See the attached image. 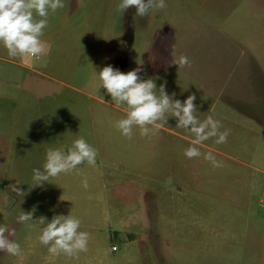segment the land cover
<instances>
[{"label":"rangeland","instance_id":"374dc122","mask_svg":"<svg viewBox=\"0 0 264 264\" xmlns=\"http://www.w3.org/2000/svg\"><path fill=\"white\" fill-rule=\"evenodd\" d=\"M118 2L63 0L49 14L38 59L9 57L0 46V224L21 245L20 256L0 252V264H264L259 128L243 142L209 138L196 145L201 156L189 159L183 150L192 134L187 139L174 118L151 138L137 129L131 139L121 136L114 121L126 109L96 91L94 75L107 64L122 72L139 66L143 78L164 83L175 98L193 94L197 115L213 97L239 112L264 109V0H165L143 17L134 6L118 10ZM180 55L190 65H175ZM214 106L213 118L222 104ZM220 122L229 136L235 132ZM75 134L96 149L95 165L82 163L31 188V169L45 151ZM15 182L20 196L9 188ZM19 210L33 219L71 211L89 233L87 251L49 256L36 239L39 226L17 223Z\"/></svg>","mask_w":264,"mask_h":264},{"label":"clouds","instance_id":"9594fccd","mask_svg":"<svg viewBox=\"0 0 264 264\" xmlns=\"http://www.w3.org/2000/svg\"><path fill=\"white\" fill-rule=\"evenodd\" d=\"M130 6L135 7L136 16L143 17L150 9H162L166 4L165 0H119L116 5L122 12ZM63 7V0H0V46L6 50L7 56L40 58L46 52V42L41 37L48 26L49 14ZM173 63L184 66L191 62L187 56L180 55ZM140 72L139 66L122 72L111 64L98 71L94 69L95 78L99 81L96 91L103 88L111 102L126 109V114L114 121V127L121 136L131 139L133 130L137 129L141 137L151 138L161 127V122L171 117L176 121L175 127L192 134L191 143L183 150L186 158L200 157L201 152L196 145L209 138L214 137L216 144L226 142L230 129L221 130V122L211 115L203 114L204 119H200L193 94L181 101L175 98V93L166 91L164 83L157 85L155 78H143ZM73 136L75 138L70 144L61 143L45 151L41 166L31 169V188L40 187L60 174L78 170L77 166L82 163L95 165L96 149L83 136ZM203 158L213 167L220 166L221 162L211 153H204ZM18 185L15 182L9 188L20 196L23 192ZM81 187L87 189V178L81 179ZM16 221L30 229L39 226L36 239L46 246L49 256L63 254L75 257L87 251L89 233L80 230L81 220L71 211L66 215L54 214L51 219L44 216L33 219L32 211L19 210ZM13 237L14 231L0 224V252L20 256L21 245Z\"/></svg>","mask_w":264,"mask_h":264},{"label":"crops","instance_id":"0c3cea01","mask_svg":"<svg viewBox=\"0 0 264 264\" xmlns=\"http://www.w3.org/2000/svg\"><path fill=\"white\" fill-rule=\"evenodd\" d=\"M213 105H210L207 108V113L205 115H210L212 113V111L216 110V106H214V102H221L222 106H220L221 109H219V113L215 114L214 119H217L219 121H222V123H225V125L227 127H231L232 125V129H235V132H232L230 134V136L228 135V137H231L230 140L234 143L235 140H238L239 142H241L242 140L245 139H249L251 138V136H255V132L253 131V129H258V134H261L264 136V126H262L260 123V119L262 118V112H264V109H261L260 106L255 107L256 105H251V107H247V109L244 108V110H241V112H239V110L235 109L232 103H226L225 101H223L222 99H217L215 97H213ZM237 105V104H236ZM239 106L241 105H237L238 109H242ZM234 108V109H233ZM262 108H264V105H262ZM234 110L235 115L231 114L233 113L231 110ZM229 113V114H228ZM202 115H199L198 113V117L200 119H204V115L201 112ZM250 133V134H249ZM252 134V135H251ZM183 135H185V137L189 140H191V136H190V132L184 133ZM227 137V138H228ZM228 141V139L226 140ZM243 142V141H242ZM231 158L235 159V160H251V157H241V156H230ZM253 169V168H252ZM262 191H261V195L263 197L264 200V181H262ZM260 185V186H261ZM260 198V202H261Z\"/></svg>","mask_w":264,"mask_h":264}]
</instances>
